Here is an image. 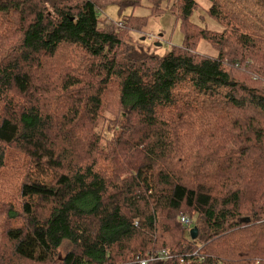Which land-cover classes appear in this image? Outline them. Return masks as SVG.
<instances>
[{"label":"trees","instance_id":"obj_1","mask_svg":"<svg viewBox=\"0 0 264 264\" xmlns=\"http://www.w3.org/2000/svg\"><path fill=\"white\" fill-rule=\"evenodd\" d=\"M202 1L221 31L199 0H0V264H264V0ZM167 11L158 54L133 34Z\"/></svg>","mask_w":264,"mask_h":264},{"label":"rangeland","instance_id":"obj_2","mask_svg":"<svg viewBox=\"0 0 264 264\" xmlns=\"http://www.w3.org/2000/svg\"><path fill=\"white\" fill-rule=\"evenodd\" d=\"M199 3V9L196 10L190 17L191 22L211 31H221L220 26L216 22L208 18L206 14L208 3L202 0H199ZM130 13V9L121 11L116 5H107L103 7L99 12L101 20H107L109 22L122 21ZM133 14L137 17H147L148 11L145 8H137L133 11ZM116 26L117 29L123 31V28L121 26ZM139 33L140 34H133L134 40L143 42L144 48H149L151 51L157 52L158 54H165L171 48L181 47L183 44V38L178 29L175 17L170 14L169 11L163 13L159 17L149 18L146 31L143 33ZM154 43H156V48L152 46V44ZM198 52L211 57H215L217 55L215 50L206 43L199 44ZM66 251V246L62 247L59 250V255L61 258L65 255Z\"/></svg>","mask_w":264,"mask_h":264},{"label":"built area","instance_id":"obj_3","mask_svg":"<svg viewBox=\"0 0 264 264\" xmlns=\"http://www.w3.org/2000/svg\"><path fill=\"white\" fill-rule=\"evenodd\" d=\"M178 219H179V223H180L183 227L188 228V227H191V226L193 225V221H192V219H190V218L187 217V216H180ZM167 258H168V256L166 255L165 252L160 253V255H159V259H167ZM150 260H152V259H150ZM142 264H145V263L143 262Z\"/></svg>","mask_w":264,"mask_h":264},{"label":"water","instance_id":"obj_4","mask_svg":"<svg viewBox=\"0 0 264 264\" xmlns=\"http://www.w3.org/2000/svg\"><path fill=\"white\" fill-rule=\"evenodd\" d=\"M244 222L248 223L249 219L245 220ZM191 232H192V234H194L195 233V229H193ZM194 237H195V235H194Z\"/></svg>","mask_w":264,"mask_h":264}]
</instances>
